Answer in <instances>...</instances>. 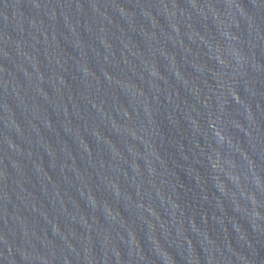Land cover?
Instances as JSON below:
<instances>
[{
  "label": "water",
  "instance_id": "95a60500",
  "mask_svg": "<svg viewBox=\"0 0 264 264\" xmlns=\"http://www.w3.org/2000/svg\"><path fill=\"white\" fill-rule=\"evenodd\" d=\"M0 264H264V0H0Z\"/></svg>",
  "mask_w": 264,
  "mask_h": 264
}]
</instances>
